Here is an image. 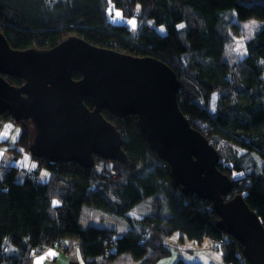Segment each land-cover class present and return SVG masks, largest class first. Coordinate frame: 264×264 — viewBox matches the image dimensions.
<instances>
[{"label": "trees", "instance_id": "trees-1", "mask_svg": "<svg viewBox=\"0 0 264 264\" xmlns=\"http://www.w3.org/2000/svg\"><path fill=\"white\" fill-rule=\"evenodd\" d=\"M110 8L124 17L135 15L136 30L113 22ZM230 12L238 22L264 21V0H0V32L14 49H48L76 35L100 47L166 62L180 80V110L217 149L218 169L233 181L231 192L243 197L264 226V24L245 42L244 58L231 65L224 58L221 30L230 24L224 18ZM4 77L12 85L23 83L16 76ZM84 103L94 107L92 98ZM102 112L121 135L127 163L94 156V164L83 168L74 161L31 156L35 164L23 171L39 176L34 180L20 178L14 163H0V264H29L37 248L57 247L58 239L66 238L77 241L84 264H106L122 254L139 264H156L173 252L163 237L176 232L193 241L224 237L218 251L224 262L248 264L240 243L217 226L213 203L171 186L169 165L149 149L137 117ZM0 120L20 127L19 149L9 145L6 152L18 151L11 157L29 153L25 121H14L8 113L0 114ZM151 197L153 212L137 221L144 229L138 233L127 213ZM85 206L131 225L118 235L114 228L84 224ZM174 264L189 263L178 258Z\"/></svg>", "mask_w": 264, "mask_h": 264}, {"label": "water", "instance_id": "water-1", "mask_svg": "<svg viewBox=\"0 0 264 264\" xmlns=\"http://www.w3.org/2000/svg\"><path fill=\"white\" fill-rule=\"evenodd\" d=\"M6 75L21 78L22 85L10 84ZM179 89L175 70L152 56L100 47L76 35L48 49H14L0 32V114L32 123V157L83 168L94 164V156L127 163L121 135L102 111L135 115L149 149L168 163L171 186L211 201L217 226L240 243L245 261L264 264V226L231 192L233 181L218 169L217 149L180 110Z\"/></svg>", "mask_w": 264, "mask_h": 264}, {"label": "rangeland", "instance_id": "rangeland-1", "mask_svg": "<svg viewBox=\"0 0 264 264\" xmlns=\"http://www.w3.org/2000/svg\"><path fill=\"white\" fill-rule=\"evenodd\" d=\"M109 14H110V19L115 22V23H124L126 26H128L132 31L136 30L137 28V20L135 15H133L132 17H124L122 12L115 10L113 8L109 9ZM224 18L226 20H230V24H224L221 26V30L223 32V34L226 36V40H225V50H224V58L229 62V64L234 65L236 62H239L240 60H242L244 58V56L246 55V50H245V42L256 32L258 31L264 24V21L258 20V19H254V18H250L244 21H240L238 22L237 18L235 17L234 13H227L224 15ZM140 23H143L142 21ZM146 24L152 26L153 22L147 20ZM183 26V24H181ZM181 25L179 26V28H183L181 27ZM160 32H163L162 28H157ZM215 99H216V95L213 98V101L211 103L210 106V110L213 111L214 107H215ZM10 116V115H9ZM11 118V117H10ZM7 120H0V133H7L10 134L8 137V143H6L3 139L2 142L0 143H4L5 144H0V149L3 151H6V149H9V145L12 147H18V145L15 143L17 137L19 136L20 133V127L16 124H10V126L7 128H5V125L7 124ZM10 122V120H9ZM24 126H26L29 131H30V142L32 140V135L34 132L33 129V125L30 121H25L24 122ZM10 132V133H9ZM2 136V135H1ZM29 142V143H30ZM17 145V146H16ZM224 148V145L222 144L221 146ZM21 151L25 150V149H21ZM16 152V153H15ZM10 157L13 155V153L15 155H19L18 151H7L6 152ZM23 159L22 163H18L19 164V170H25L26 168L29 167V163L32 162L33 164H35V162L32 160L31 155L29 153H27L25 151V155H23ZM10 157L8 159H10ZM29 157V161L28 163H26V158ZM7 158L6 156L3 158V160ZM221 160V158H220ZM223 161V160H222ZM20 162V161H19ZM97 164L99 163L98 161H96ZM0 163H5L9 164V161H1ZM11 163H14L11 161ZM101 165H104V163L102 162ZM110 166V164H108ZM238 174H233V176H237ZM2 176V173L0 172V178ZM21 178V177H20ZM40 179H45L44 175L40 176ZM154 198H146L145 200H143L141 203H139L138 205H136L134 208H132L127 215L131 218V220L133 221V229L136 232H140L143 231L141 228V225L137 222L140 221L143 217H145L146 215H150L153 212V208H154ZM82 221L84 224H95V225H101L104 227H110V228H114L116 234H121L125 231H127L129 229V225H131V222L125 221V220H121L119 217L115 216V214L106 212V211H101V210H94L90 207L85 206L82 210ZM137 222V223H136ZM147 235L149 236V234H151L152 232H150L149 230H146ZM177 233V232H176ZM170 234L167 236H164V244L168 245L169 247H171L168 243V241H172L173 237H176L177 234ZM178 238V237H177ZM173 242V241H172ZM178 242H183L182 237L176 239V243ZM76 243H73L72 241L68 242V251H64L67 252V255L70 259H74L75 258V251H73L76 248ZM72 247V248H71ZM173 247V246H172ZM171 247V248H172ZM46 250V249H45ZM36 255V253H35ZM179 250L175 247L173 248V252L166 257H163L161 259H159L156 264H169L171 261L173 263L176 262V260L179 258ZM104 263H108V264H139L140 260H135L133 257H131L129 254H122L119 256H116L114 259H112L111 261L108 262H104ZM84 264V262H83ZM171 264V263H170Z\"/></svg>", "mask_w": 264, "mask_h": 264}, {"label": "crops", "instance_id": "crops-1", "mask_svg": "<svg viewBox=\"0 0 264 264\" xmlns=\"http://www.w3.org/2000/svg\"><path fill=\"white\" fill-rule=\"evenodd\" d=\"M124 24V23H122ZM12 124L11 122H7L5 125V128L8 129V127ZM2 135V136H1ZM6 137H9L8 132L7 133H0V139H5ZM7 157L3 160L4 157ZM6 153V151H3L0 149V161H6L14 162L16 166H19L18 163H22L23 155L18 157H10ZM29 157L26 158V163L30 162ZM20 161V162H19ZM30 166H33L34 164L30 162ZM101 226V225H98ZM177 236L173 237V242L168 241L167 244H169L172 249L177 248L179 250V258L183 259L186 263H199V264H226L223 260V257L221 253L219 252H213L210 249L209 246V240L207 238H204L200 241H193L187 239L183 234L177 232ZM182 237L183 242L176 243V239ZM72 248V247H71ZM68 251V250H67ZM73 251H75V258L70 259L67 255V252H64L57 247H49L46 248V250L40 254L33 255L29 264H83L82 259L80 255L77 252V249L75 248ZM171 264H174L172 261ZM169 263V264H170Z\"/></svg>", "mask_w": 264, "mask_h": 264}, {"label": "built area", "instance_id": "built-area-1", "mask_svg": "<svg viewBox=\"0 0 264 264\" xmlns=\"http://www.w3.org/2000/svg\"><path fill=\"white\" fill-rule=\"evenodd\" d=\"M18 175L22 178L28 177L29 179H32V180H34L36 178L39 179V176L35 175L33 172L26 173L23 170H19ZM70 241H72L73 243H77L76 240H71V239L69 240V238L58 239L57 248L62 250V251H67L68 250V242H70ZM225 241L226 240L224 237H222V238H209V246H210L211 251L218 252L220 250V248L224 245ZM44 251H45V249L37 248L35 253L39 254V253H42Z\"/></svg>", "mask_w": 264, "mask_h": 264}, {"label": "snow or ice", "instance_id": "snow-or-ice-1", "mask_svg": "<svg viewBox=\"0 0 264 264\" xmlns=\"http://www.w3.org/2000/svg\"><path fill=\"white\" fill-rule=\"evenodd\" d=\"M181 27H183V26L181 25Z\"/></svg>", "mask_w": 264, "mask_h": 264}, {"label": "bare ground", "instance_id": "bare-ground-1", "mask_svg": "<svg viewBox=\"0 0 264 264\" xmlns=\"http://www.w3.org/2000/svg\"><path fill=\"white\" fill-rule=\"evenodd\" d=\"M227 235V234H226Z\"/></svg>", "mask_w": 264, "mask_h": 264}]
</instances>
